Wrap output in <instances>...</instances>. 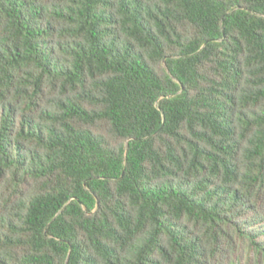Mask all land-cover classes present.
Wrapping results in <instances>:
<instances>
[{"label":"trees","instance_id":"16d2710c","mask_svg":"<svg viewBox=\"0 0 264 264\" xmlns=\"http://www.w3.org/2000/svg\"><path fill=\"white\" fill-rule=\"evenodd\" d=\"M0 264H264V0H0Z\"/></svg>","mask_w":264,"mask_h":264},{"label":"rangeland","instance_id":"374dc122","mask_svg":"<svg viewBox=\"0 0 264 264\" xmlns=\"http://www.w3.org/2000/svg\"><path fill=\"white\" fill-rule=\"evenodd\" d=\"M244 258V257H243ZM245 260V259H244ZM244 260H242V262L244 261Z\"/></svg>","mask_w":264,"mask_h":264}]
</instances>
